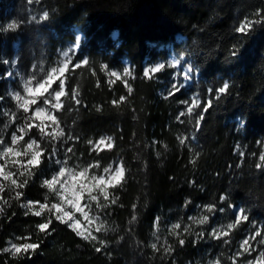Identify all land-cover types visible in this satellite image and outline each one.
I'll return each instance as SVG.
<instances>
[{
	"label": "trees",
	"instance_id": "1",
	"mask_svg": "<svg viewBox=\"0 0 264 264\" xmlns=\"http://www.w3.org/2000/svg\"><path fill=\"white\" fill-rule=\"evenodd\" d=\"M43 11L49 12L48 20L31 21ZM259 12H264V0H40L33 4L0 0V58L15 61L11 67L26 78L33 73L32 65L38 66L35 71L40 75V67L49 71L58 52L81 35L78 54L63 78L64 107L53 114L61 120L65 138L73 137L66 144L74 150L68 154L70 160L83 165L95 161L102 169L119 159L126 169L124 180L108 188V207L99 211L110 230L94 233L107 245L98 253L93 243L60 224L54 214L45 210L34 217L20 207L29 200L45 202V196L49 207L58 202L40 186L52 175L42 157L40 168L33 169L36 175L18 189L24 193L21 200L15 199L17 190L5 187L0 192V249L9 240L22 242L17 236H31L33 242H41L40 247L20 258L0 253V264H195L205 246L223 264H231L220 241L198 238L196 233L202 229L208 233L216 219L233 223L234 211L240 207L247 210L249 221L231 231V248L242 231L264 230V166L257 167L259 155L264 154V24L245 34L235 30ZM9 22L23 23L8 31ZM165 44L189 59L197 76L193 85L167 99L159 93V81L169 70L150 79L143 76L147 63L166 59L167 51L158 50ZM82 58L89 64L75 68L74 62ZM125 63L132 72L126 79L131 93L123 80L110 82L106 73L121 72ZM101 64L107 69L102 70ZM6 72L7 66L0 63V105L11 108L8 88L17 80L7 81ZM224 82L230 89L219 94ZM53 88H58V81ZM73 90L79 93L80 104L70 98ZM194 94L201 104L189 115L185 109L191 107ZM120 96L126 100L117 107L112 101ZM182 101L186 105H180ZM181 111L186 115L178 119ZM12 112L22 121L20 110ZM198 115L204 119L196 126ZM3 120L0 116V124ZM33 135L38 138L36 130ZM104 135L113 138L112 149L91 150L87 141ZM178 137H186V144L181 145ZM44 145L51 149L47 140ZM25 178L17 170L13 175L18 183ZM224 196L228 199L221 201ZM101 203L105 202L101 199ZM210 204L225 211H204L209 224L192 223L189 217H196L195 209ZM49 218L52 234H38L36 224ZM157 223L159 231L153 236ZM174 223L182 224L177 235L171 232ZM184 226L191 231L184 232ZM178 238L185 243L180 245ZM165 241L172 251H165ZM154 242L157 251L150 247Z\"/></svg>",
	"mask_w": 264,
	"mask_h": 264
},
{
	"label": "snow or ice",
	"instance_id": "2",
	"mask_svg": "<svg viewBox=\"0 0 264 264\" xmlns=\"http://www.w3.org/2000/svg\"><path fill=\"white\" fill-rule=\"evenodd\" d=\"M39 3L40 0H27L28 4ZM49 12L43 11L42 15L39 17L32 16L31 21H35L39 23L40 21H46L49 19ZM256 19H245L241 22L238 27H236V31L245 34L249 32L254 25L256 24H264V12L256 13ZM21 23H7L8 31L17 30ZM2 29V28H0ZM82 43L81 37H76L74 40V47L69 48L68 51L63 52L64 60L61 61V65L59 67H53L50 71L44 72L43 68L40 67V75L35 70L38 67L37 65H32L33 73L29 77H25V75L21 74L18 69H16V75L19 77V80L23 82L22 92L21 90H16L14 92H10L9 95L11 98L16 101V107L18 110L22 111L24 114L22 118V122L17 124V115L15 112L5 111L3 115L9 117V120L3 125V128L7 130L13 124H15L14 130L11 132L9 142H6L4 135H0V160L5 161L4 164H0V192H3L5 187L17 190L15 191V199L17 201L21 200L24 193L22 191H18V189H23L29 183V180L36 175L33 169H39L42 164V157L48 160L49 163H55L58 165V169L51 175L50 178H45L41 182V187L46 189L47 192L53 193L57 198V203H51L49 207L48 197L45 196V202L40 201H26L20 204L21 208L26 209V213H30L34 217H41L45 210H47L50 214H54L55 220L60 224L65 225L70 228L77 236L81 237L83 240L88 241L94 244V250L96 252H102L107 247L106 242L102 239H99L97 235L93 234L91 229H84L81 225L79 219L75 218V213H79L84 220H86L89 224H92L93 221H98L95 228L96 233L107 232L110 229L105 227V222L100 219L97 215L95 217L89 216V211L91 210V205H81V199L84 194L87 193L88 198L91 202L96 203L97 209H106L108 207V201L110 193L108 192L109 187H115L120 184L121 181L125 178V166L121 163L118 167H104L103 172L106 174L105 176H96L92 175L89 177V168L83 167L80 165H76L75 167L80 169L79 171L74 170L73 167L69 166V160L71 157L68 155L69 153L74 154V150L71 147H67L64 150V158L57 159L56 157L59 155V149L53 144L51 149L44 145L42 147V142L47 140L49 143L56 141L58 139L62 140V143L67 144L69 141L73 139L72 136H67L65 138V129L60 126L61 120L58 119L56 115L53 114V111L49 110V107L55 111H59L64 105L61 102V98L66 95L65 92V83H64V75L65 72L69 70V64L73 62L74 55L78 54V49L80 48ZM238 52V49L234 50ZM185 62V58L183 56L173 57L169 62V67H176ZM0 63L5 65H15V61H9L8 59L0 58ZM81 64L88 65V59H81L75 61V68L79 69ZM101 69H107V65L101 64ZM165 68V64L158 63L154 67L147 68L143 72V76L146 78H151L150 74L159 73L161 70ZM183 71V80L188 81L191 75L194 72V68L192 66H187L182 69ZM9 77L13 75V72L9 71L7 73ZM110 77L115 78V80H121L122 76L117 71H110L108 73ZM132 72L126 67L123 69V77H131ZM59 80L58 88L54 89L53 85ZM127 87L129 93L133 91L132 87L127 84L125 81L124 84ZM184 88V84L180 83L177 86L176 83H173L170 89L169 94L178 93L180 90ZM51 89V91H50ZM230 89V85L228 82H224L222 86L219 87V94H225ZM43 99L44 106H36L34 112L31 115H28L30 111H32V106L37 105L38 99ZM70 98L75 101L76 104H80L81 100L79 99V93L77 91H72L70 93ZM167 99L168 97L165 96ZM217 99L220 98L218 95ZM2 100V98H0ZM126 100L125 96H120L118 100H113L112 104L115 106H119ZM52 101L51 105L49 102ZM181 103H187L186 101H182ZM201 104L200 97L194 96L192 98L191 107H188L187 114L191 115L193 110L199 108ZM48 106V107H46ZM209 107L211 106V102H209ZM100 109L97 108V111ZM203 111H207V108H204ZM186 113L181 111L178 114V119L180 117L185 116ZM204 119L203 115H198L196 119V126H199L200 121ZM183 122V121H181ZM51 127V130L49 128ZM33 130L38 132V138L34 137ZM195 139V136H193ZM179 143L181 145L186 144V137H178ZM88 144L93 145V150H103V147H107L108 149H112L113 147V138L112 137H101L97 141L89 140ZM166 147V145H165ZM47 153V156L45 154ZM159 154V153H157ZM27 159V163H23L24 159ZM259 160L261 164H258L257 167L264 166V154L259 155ZM11 163L13 167L17 168V172L20 176H25L26 178L19 183L16 179H13L14 173L9 170H6V165ZM195 164V160L192 161ZM91 167L99 168L100 165L98 163L92 164ZM3 181H8L9 184L5 185ZM98 191L99 196L94 195L93 193ZM103 197V201L105 203H101L99 197ZM228 198L226 196L221 197V201H225ZM7 203V201H5ZM112 204L116 203V199L113 198L111 200ZM190 203V201H189ZM71 208L72 211H66L65 208ZM87 209V210H86ZM204 211L207 213H215L217 211L223 213L225 211L224 208H219L217 205H206L204 206ZM238 214L235 215L234 222L227 224L225 230L224 228H212L210 232L206 233L205 231H200L196 233L198 238L210 237L216 240H222L223 243L228 244L230 242V233L233 229H235L242 222L249 221V216L247 215V210L243 207H240L238 210ZM3 213V208H0V214ZM136 217L133 216L132 220H135ZM189 219L194 224L199 225H207L210 222L209 215H201L199 217H189ZM132 221L130 220L129 223ZM53 220L51 218L44 220L36 224V230L38 234L43 235H51L54 231V228L51 227ZM182 228L181 223H174L171 227V232L174 235H177V230ZM114 230V229H113ZM159 231L158 223L156 227V231L153 232V236H156ZM184 232H190L191 229L187 226L183 228ZM259 238V239H257ZM17 241H22L20 243L13 242V240L7 241V246L0 249V253L10 255L12 258H20L23 256H28L29 254H34L40 247V241L33 242V238L31 236L19 237L15 238ZM120 239H123L121 237ZM157 239H159L157 237ZM256 243L264 245V230H257L252 233L248 238L242 239L240 241V250L235 253L231 258V264H238L237 257L243 256L244 253L250 252L252 248L253 241ZM178 243L183 245L185 240L183 238H178ZM98 245V246H95ZM150 247L154 250H158L157 243H152ZM165 251L170 252L172 248L165 241ZM208 264H223L222 258H216L214 260H209ZM246 264H264V251L259 252L258 258L247 261Z\"/></svg>",
	"mask_w": 264,
	"mask_h": 264
},
{
	"label": "rangeland",
	"instance_id": "3",
	"mask_svg": "<svg viewBox=\"0 0 264 264\" xmlns=\"http://www.w3.org/2000/svg\"><path fill=\"white\" fill-rule=\"evenodd\" d=\"M78 36H79V35H77V37H78ZM80 36H81V35H80ZM80 36H79V37H80ZM177 39H178V41H180V40L182 39V37H181V36H178ZM71 47H74V42L69 43L65 48L61 49V50L58 52V56H57V58H56L53 62H51V64L49 65V66H50V67H49V71L51 70V68H53V67H59V66L61 65V61H63V60L65 59L64 56H63V52H64V51H68L69 48H71ZM158 50H160V51H162V50H166V51H167L166 59L163 60V61L160 60V61H158V62H156V63H154V62H152V63H147V64L145 65L144 71H145L147 68H150V67H154V66H156L158 63H163V64H165V68H164V69L169 70V71H168L169 74L167 75L166 79L159 81V83L161 84V87H160V89H159V93H160V95H162V96H164V97L170 95L169 92H170V89H171V86H172L173 83H176L177 86H179L180 83H183V84H184V88H183V89H186V88H188L189 86L193 85L194 82H196L195 79H197V78H196L197 76H196V73H195V72H193V74L191 75V77H190V79H189L188 81H184V80H183V71H182V69H183L184 67H187V66H192V65H191V62H190L189 59H187L184 55H179V56H178V55L173 51V48H172V45H171V44H165V45H163V46H160V47L158 48ZM77 51H78V50H77ZM75 55H76V54H75ZM75 55H74V57H75ZM174 56H175V57L183 56V57L185 58V61H186L187 63L182 62V64L179 65V66H176V67H169V66H168V62H169ZM82 59H85V58H82ZM80 60H81V59H80ZM76 61H77V60H76ZM70 64H71V63H70ZM70 64H69V66H70ZM74 65H75V62H74ZM6 66H7V72H6V75H5L6 80L9 81V82L14 81L15 79L17 80V81H16V82H17V83H16V86H12V85H10L9 88H8V93H7V98L10 99L11 104H12V107H11V108L6 107V105H4L3 103H2V105H0V116L4 119L3 122L0 124V131H1V135H4L6 142H9V138H10L11 132L14 130V128H15L16 125L13 124V125H12L11 127H9L7 130H5V129L3 128V125L9 120V117L4 116V115H3V112H5V111L12 112L13 110L17 109V107H16V101H14V100L11 98V96L9 95V93H10V92H14V91H16V90H21V93L23 94V92H22L23 82L19 80V77H18V76L15 78L14 73H16V70L13 69V68L11 67V65H6ZM126 67L129 69V66H128L127 63H125V67H124V68H126ZM124 68H123V69H124ZM164 69H163V70H164ZM163 70H161V71H163ZM9 71L13 72V75H12L11 77H9V76L7 75V73H8ZM110 71H117V70H113V69H111V70H107V72H106V73H107L108 80H109L110 82H113V81H115V78L110 77V76L108 75V73H109ZM117 72H119V73L121 74V76H122V79H121V80H123V81L125 82L126 79H127L128 77H123V70H122L121 72H120V71H117ZM156 74H157V73L150 74V75H151V77H153V76L156 75ZM57 81H58V84H59V80H57ZM194 96H197V95L194 94V95L192 96V98H193ZM51 103H52V101L49 102V105H51ZM179 104H180V103H179ZM180 105H186V103H183V104H180ZM36 106H44V105H43V99H42V98H41V99H38V101H37V105L32 106V111H30L31 114H32V112H34ZM46 107H48V106H46ZM188 107H190V106H186V109H185V110H187ZM49 110L54 111V110L51 109L50 107H49ZM21 113H22V111H21ZM21 122H22V121H19L18 119L16 120V123H17V124H19V123H21ZM49 130H51V127L49 128ZM102 137H108V136H105V135H104V136H102ZM100 138H101V137H100ZM97 140H98V139H97ZM97 140H96V141H97ZM48 142H49V141H48ZM55 142H56V141H53V142L51 143V147H52L53 144H54V145L59 149V155H58L56 158H57V159H63V158H64V150H65V148H67V146H66V144L62 143V140L59 141V139H58V144H59V145H57V142H56V143H55ZM90 146H91V150H93V145H90ZM106 149H108L106 146L103 147V150H106ZM96 151H100V150H96ZM4 163H5V161L0 160V164H4ZM23 163H27V159H26V158L23 160ZM96 163H97V162H95V161H91V162L86 163V164L83 165V164H80V163H78V162H75L74 160H69V166H70V167H73L74 170H77V171L80 170V169H78V168L75 167L76 165H80L81 168H83V167H88V168H89V177H91L92 175H96V176H105V178L107 179L106 174L103 172V168L101 169L100 167H99V168H93V167H91L92 164H96ZM119 164H121L120 160H119V159H114V160H112L111 162H109V164H108L107 166H105V167H112V168H115V167H118ZM48 166H49V168L52 170V174H53V173L58 169V167H59V166L56 165L54 162H53V163H49V162H48ZM6 170H9V171H11L12 173H15V171L17 170V168H16V167H13V166L11 165V163L9 162V163L6 165ZM3 182H6V181H3ZM93 194L99 196V192H98V191L94 192ZM99 199H100V202H101V199L103 200V197L100 196ZM89 204L91 205V210L89 211V216L95 217V216L98 215V216L100 217V219L102 220L101 215H100V213H99L100 209H97V208H96V203H95V202H91V201L89 200V198H88L87 193H85L84 196H83V198L81 199V205H82V206H85V205H89ZM65 210H66V211H69V212L72 211V209H71V208H68V207H66ZM86 210H87V209H86ZM195 210H196V212H197L196 217H199V216H201V215H205V214H204V207H203V208H196ZM237 210H238V209H235V211H234V215L238 214V211H237ZM75 218L80 220L81 225H82V227H83L84 229H91V230L93 231V234L95 233V228H96L97 224L99 223L98 221H95V220H94L92 224H89L86 220H84V218H83L79 213H75ZM229 223H232V222H230V221L228 222V220H225V219H223V220H222V219H220V220H219V219H216V221H212V222H211V224H210V228H209V232L211 231L212 228H224L225 230H227L226 226H227V224H229ZM197 225H199V224H197ZM250 227H253V226H250ZM202 230H203V229H202ZM202 230H201V231H202ZM255 231H257V230H255ZM255 231H252V232H251V231H250V228H249L247 231H242V232H241V233H242L241 238H239V240L233 245L232 248H231V245H232V244H231V240H232V239H230V242H229L228 244L223 243L222 240H216V239H212V238H210V237H209V239H210L209 241H211V240L220 241V242H221V244H220V248L229 251V252H228V255H227V259H229V260L231 261L232 256L240 250V241H241L242 239L248 238V237H249L252 233H254ZM209 241H207V243H208ZM258 246H259V244L256 243V241L254 240L253 243H252V248H251L250 252H246V253L243 254V256H238V257H237L238 264H246L247 261H250V260H253V259H255V258H258V256H259V252H260V251H264V249L259 248ZM229 249H230V250H229ZM256 249H259L257 253L255 252ZM224 257H225V256H224ZM216 258H220V257H218L215 253L211 252V248H209V250H208V249H206V246H205V247H204V250L201 251L199 257H197V258L195 259L194 263H195V264H208V261H209V260H214V259H216Z\"/></svg>",
	"mask_w": 264,
	"mask_h": 264
}]
</instances>
